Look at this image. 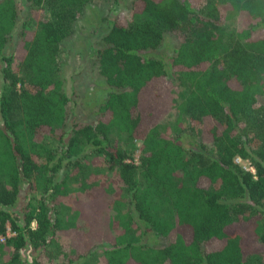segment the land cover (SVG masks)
<instances>
[{
    "label": "trees",
    "instance_id": "16d2710c",
    "mask_svg": "<svg viewBox=\"0 0 264 264\" xmlns=\"http://www.w3.org/2000/svg\"><path fill=\"white\" fill-rule=\"evenodd\" d=\"M87 2L0 0V264H90L95 248L102 264H264V0H129L91 54L108 92L94 121L77 123L57 55ZM165 33L178 39L166 63L148 55ZM171 110L199 139L191 147L160 134ZM113 132L139 142L136 162ZM85 147L115 171L125 211L112 216L119 203L95 184L56 207L71 177L56 173ZM21 183L42 197L15 212Z\"/></svg>",
    "mask_w": 264,
    "mask_h": 264
},
{
    "label": "rangeland",
    "instance_id": "374dc122",
    "mask_svg": "<svg viewBox=\"0 0 264 264\" xmlns=\"http://www.w3.org/2000/svg\"><path fill=\"white\" fill-rule=\"evenodd\" d=\"M17 1L21 5L25 2V0ZM128 3L129 0H118L117 2H113L112 0H90V2L82 6L81 13L72 23L70 33L60 43L57 55V71L58 77L61 80V90L69 99V121H76L77 123H90L94 121L96 108L105 97L109 88L99 75L91 54H93L94 47L98 45L100 35L107 29V19L113 14H127L129 9ZM22 16L24 18H31V11H24ZM224 22L227 29L238 27L237 18L233 13H229ZM177 44L178 39L173 34L165 33L160 46L149 51L148 55L158 57L166 63L173 54ZM173 96L176 101L180 99V94L177 92L176 87L173 89ZM158 125L160 134L178 139L184 147H191L199 141L190 129L188 119L185 116L182 115L179 123H177L175 110H171L168 114L162 116ZM67 136L68 134L65 135V140ZM110 138L129 151L134 162L137 161L136 158L140 147L138 141L135 142L133 148L130 147L128 149L126 142H124V134L113 132ZM42 141L47 147L59 151L60 145L54 137L44 136ZM77 160V166L71 167L64 164V158V167L62 166L56 173L57 180H61L62 177H67V175L68 177L71 176L66 179L68 190L64 194L65 196L59 199L60 201H56V207L61 210H67L68 207V211H70V201L77 198L86 199L89 187L95 184L107 190L114 202L117 201L119 203L117 205L113 204L110 210L112 216L118 214L120 211H125L128 208L127 196L122 190L120 181L115 176V171L107 170L104 157L97 154L92 148L85 147L78 152ZM235 161L243 168L252 171L246 160L236 157ZM71 170L73 171L72 173ZM77 171L78 173L76 174ZM25 196L41 198L42 193L36 188H28L27 183H21L17 200L9 209L15 212L19 211L26 201ZM70 236L71 233L66 239L68 240ZM145 239L158 245L165 243V239L161 237L146 236ZM1 240L2 238H0V242ZM67 240L64 238L59 239L58 244L62 246ZM86 261L90 264H102L101 250L95 248Z\"/></svg>",
    "mask_w": 264,
    "mask_h": 264
},
{
    "label": "built area",
    "instance_id": "2783aa9c",
    "mask_svg": "<svg viewBox=\"0 0 264 264\" xmlns=\"http://www.w3.org/2000/svg\"><path fill=\"white\" fill-rule=\"evenodd\" d=\"M237 160V159H236ZM234 161H235V159H234ZM236 162V161H235ZM8 234H11V233H8Z\"/></svg>",
    "mask_w": 264,
    "mask_h": 264
}]
</instances>
